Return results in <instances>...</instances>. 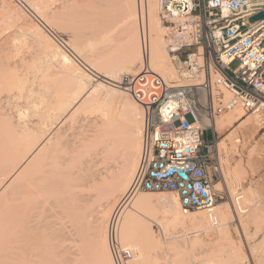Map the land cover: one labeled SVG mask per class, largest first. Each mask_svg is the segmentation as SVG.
Wrapping results in <instances>:
<instances>
[{"label": "bare ground", "instance_id": "obj_1", "mask_svg": "<svg viewBox=\"0 0 264 264\" xmlns=\"http://www.w3.org/2000/svg\"><path fill=\"white\" fill-rule=\"evenodd\" d=\"M79 14L88 19V34L79 31ZM51 28L74 33L65 32L71 35L62 44ZM91 31L94 37L87 36ZM165 34L157 0H0V95L7 93L0 97V264H114L107 242L112 217L118 241L132 252L128 264L248 262L230 226L249 238L250 228L264 224L259 188L242 185L246 167L255 173L264 163V150L254 143L246 167L230 158L254 140L259 114L245 117L235 108L215 121L220 137L228 132L217 142L222 180L215 189L223 185L229 201L183 212L176 193L136 189L142 106L122 82L139 74L144 45L149 73L176 78ZM29 37L42 40L55 72L49 74L53 63L41 72L36 64L26 66L34 63L21 52ZM146 78L139 88L149 85ZM14 99L24 106L15 107ZM237 129L243 134L238 146ZM201 245L211 250L198 260ZM249 248L264 254V231Z\"/></svg>", "mask_w": 264, "mask_h": 264}, {"label": "built area", "instance_id": "obj_2", "mask_svg": "<svg viewBox=\"0 0 264 264\" xmlns=\"http://www.w3.org/2000/svg\"><path fill=\"white\" fill-rule=\"evenodd\" d=\"M157 7L176 78L149 73L145 45L139 74L123 78L124 91L142 106L135 186L176 193L183 212L209 210L223 199L213 182L222 180L216 119L235 108L259 114L257 139L264 143V20H247L264 10V0H157ZM147 76L149 85L139 88ZM206 129L213 135L209 143L202 139ZM240 198L239 190L236 205ZM107 242L114 264L130 262L132 252L118 241L114 217Z\"/></svg>", "mask_w": 264, "mask_h": 264}, {"label": "rangeland", "instance_id": "obj_3", "mask_svg": "<svg viewBox=\"0 0 264 264\" xmlns=\"http://www.w3.org/2000/svg\"><path fill=\"white\" fill-rule=\"evenodd\" d=\"M14 2H15V0H13ZM60 1V0H59ZM30 14V13H29ZM81 14V13H80ZM77 15L76 17H77V19H76V24H77V22H79L78 20H80V22H82L81 21V15ZM113 17V16H112ZM112 17H111V19H112ZM114 17H117V15L116 16H114ZM83 18L84 19H82L83 20V22H86L87 20H85V16H83ZM118 18V17H117ZM110 19V20H111ZM116 19V18H115ZM120 18H118V19H116L115 21L116 22H118V20H119ZM85 20V21H84ZM112 20H114V19H112ZM111 20V21H112ZM96 21V20H95ZM75 22V21H74ZM73 22V23H74ZM79 22V23H80ZM82 22V23H83ZM88 22V21H87ZM110 22V21H109ZM114 22V21H113ZM112 22V23H113ZM116 22H115V24H116ZM97 23V22H96ZM104 23V22H103ZM105 24V23H104ZM109 25L111 24V23H108ZM108 24H106V25H108ZM78 25V24H77ZM76 25V26H77ZM80 25V24H79ZM78 25V26H79ZM86 25H88L87 23L85 24V26ZM95 25V24H94ZM94 25H92L91 27H93ZM98 25V24H97ZM109 25L107 26V27H109ZM113 25H114V23H113ZM72 26H74V24L72 25ZM70 27V28H74V29H76L75 27ZM82 27H80V32L81 31H84L85 29V33L86 34H88V32H90V31H88L87 30V28L89 29V27H84V23H83V25H81ZM99 26V25H98ZM105 26V25H104ZM103 26V27H104ZM111 26H112V24H111ZM95 27V26H94ZM94 27H93V29H94ZM69 28V29H70ZM81 28H85L84 30H82ZM97 28V26L95 27V29ZM100 28H102V27H100ZM100 28L98 27L96 30H98L97 32H99V30H100ZM105 28V27H104ZM92 28H91V30H93ZM103 29V28H102ZM106 29V28H105ZM104 29V30H105ZM60 30H62V29H60ZM65 30H68V29H64V30H62V32L64 31V33H61L60 31H59V29H57V28H51V30H50V32L52 33V35H53V37L55 38V40H57V41H59L58 43H65V42H67L68 41V37L71 35V34H73L74 33V31H72L71 29H70V31H72V32H70V31H65ZM96 30H94L95 32H96ZM76 31V30H75ZM93 31V33H95ZM102 31V30H101ZM4 32H6V31H4ZM65 32H70V33H65ZM84 32H81V33H84ZM5 34V33H4ZM66 34V35H65ZM68 34H70L69 36H68ZM97 34H99V33H97ZM11 35L12 34H10V37H11ZM83 35V34H82ZM93 34H92V31H91V33H89V35H87V36H92ZM35 36L36 35H33V36H31V37H33V38H35ZM83 36H85V35H83ZM86 36V37H87ZM95 35H93V37H94ZM97 36V35H96ZM9 37V38H10ZM31 37H29V39H28V41H27V44H26V46L27 47H23V49L21 50V52L23 53V55H22V53H21V55L22 56H24V58L26 57L27 58V60H26V58H25V60L27 61V62H30L31 60H34V63H29L28 65H26V66H31V64H33L32 66L33 67H35V64L38 66V71L40 70V72H41V70L42 71H44L41 67H43L44 69H46V67L48 66V65H52V63L50 64L49 62L51 61H49L48 60V57H49V54H47L48 53V49L46 50L45 48H43V46H42V40L40 41L39 40V38L38 39H36V40H32L33 38H31ZM31 38V39H30ZM85 38V37H84ZM88 38V37H87ZM86 38V39H87ZM11 39V38H10ZM39 40V41H38ZM85 40V39H84ZM34 41V42H33ZM38 41V42H37ZM36 42V43H35ZM42 43V44H40V43ZM40 44V45H39ZM39 46H41V48L39 47ZM39 47V48H38ZM40 49L42 50L43 49V51L45 50V52H43V51H40ZM42 54H41V53ZM47 55V57H44V56H46L45 54ZM45 58H47V59H45ZM49 59H50V57H49ZM29 60V61H28ZM46 60V61H45ZM47 60H48V62H47ZM46 62L48 63L47 65H46ZM27 64V63H26ZM53 65L54 66H50V72H49V74L50 73H53V72H55L56 70H57V67L55 66V64L53 63ZM237 66V62H234V63H232V65H231V69H234L235 67ZM33 67H32V69H33ZM39 67L41 68V69H39ZM55 68L54 70L52 69V68ZM37 68V67H36ZM52 69V70H51ZM34 70V69H33ZM48 72V71H47ZM48 74V73H47ZM7 93H2L1 95H0V97H2V99H3V97H6L7 95H6ZM22 101H23V99H21V100H17V99H14V101H13V105H15V107H16V105L18 106V105H20L19 107L21 108L22 106H24L23 104H24V101H23V103H22ZM16 102V103H15ZM10 103H11V101H10ZM15 103V104H14ZM12 104V103H11ZM3 105H4V103H3ZM5 106V105H4ZM12 110V111H11ZM11 112L13 113L14 112V109L13 108H11ZM9 111V110H8ZM249 114H246V115H244L245 117H247ZM250 116V115H249ZM234 127H235V125H234ZM70 127L67 125V126H65L64 127V129H63V131L65 132V135H67L68 136V139H69V137L71 136L72 138H73V132L74 131H71L72 130V128L71 129H69ZM237 131H238V133H237V135H236V137H240L242 140H243V134H242V131H240L239 129H237ZM72 132V133H71ZM228 134V132L225 130V131H223V134H222V136L220 137L221 139H223L226 135ZM256 136H255V138H254V140L253 141H251V143H248V144H244V148L243 147H241V146H243V145H241V146H238L239 147V150L237 151V153L235 154V155H233L230 159H231V164L232 165H236V163L237 162H239V160H241V162L245 165V167H246V162H247V153H248V149L249 148H251L252 146H254V143H255V145L256 146H258V148L259 149H261V150H264V143H262L260 140H258L257 139V134H255ZM70 137V139L69 140H71L72 138ZM202 139H203V141L204 142H206V143H209V142H211L212 141V139H213V135H212V131H211V129H206L204 132H203V135H202ZM259 142H258V141ZM246 169L248 170V177H247V182H243V187H246V186H248L249 184H251L252 186H253V188H256V190H257V188H259L258 189V191L257 192H259L258 193V195H259V199L258 200H260V202H261V205H264V204H262V203H264V163L262 164V166L260 167V169H257V170H255V173H253L250 169H248L247 167H246ZM262 178V179H261ZM263 180V181H262ZM213 182H214V184L216 183V182H218V181H216L214 178H213ZM261 182V183H260ZM256 186V187H255ZM224 186L222 185V190L220 189H216L217 191H220L221 192V195H222V197H223V199L222 200H218L217 201V203H216V205L217 204H219V203H221V201H229V195L227 194V192H226V190H225V187L223 188ZM223 192H225L226 193V197H225V195H223ZM264 207V206H263ZM197 211V210H196ZM152 229H153V231L155 232V235L157 236V238H160V239H162V235H161V232H160V229L158 228V226L157 225H155V224H153L152 225ZM263 231H264V224L262 225V226H260L258 229H256L255 228V226L254 227H252V228H250V236H249V238L247 237H242L243 236V234L240 232V229L238 228V229H236L235 230V226H233V225H231L230 226V233H231V236H233L232 238H234L233 240L237 243V242H239L238 244H240L241 246H242V249H244L243 251H244V254L246 255V258H247V261L248 262H245L244 264H264V254H261V256H260V254L259 253H257V252H252L251 253V251H250V248H249V246L251 245H254V244H257L258 242H259V240L261 239V237H262V234H263ZM240 232V233H239ZM255 232H256V234H258L257 236H256V234H255ZM254 234V235H253ZM256 236V237H255ZM247 239H248V241H247ZM209 250H211L210 248H208L207 246H204V245H201V246H199L198 248H197V250H196V259H198V260H201V259H204V258H206L209 254H208V252H209ZM262 258V259H259V261H258V258ZM261 260V261H260Z\"/></svg>", "mask_w": 264, "mask_h": 264}, {"label": "water", "instance_id": "obj_4", "mask_svg": "<svg viewBox=\"0 0 264 264\" xmlns=\"http://www.w3.org/2000/svg\"><path fill=\"white\" fill-rule=\"evenodd\" d=\"M247 20L249 23H254V22L259 21V20H264V10L259 11L258 13L254 14L252 16H249Z\"/></svg>", "mask_w": 264, "mask_h": 264}]
</instances>
